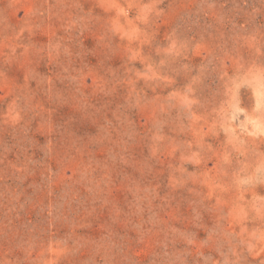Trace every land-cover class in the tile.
Listing matches in <instances>:
<instances>
[{
	"label": "rangeland",
	"instance_id": "1",
	"mask_svg": "<svg viewBox=\"0 0 264 264\" xmlns=\"http://www.w3.org/2000/svg\"><path fill=\"white\" fill-rule=\"evenodd\" d=\"M0 264H264V0H0Z\"/></svg>",
	"mask_w": 264,
	"mask_h": 264
}]
</instances>
